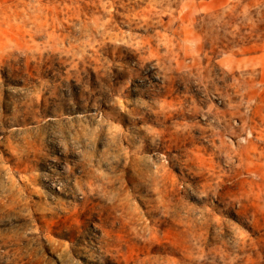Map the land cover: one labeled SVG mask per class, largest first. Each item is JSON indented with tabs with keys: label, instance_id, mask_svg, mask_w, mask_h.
Listing matches in <instances>:
<instances>
[{
	"label": "rangeland",
	"instance_id": "obj_1",
	"mask_svg": "<svg viewBox=\"0 0 264 264\" xmlns=\"http://www.w3.org/2000/svg\"><path fill=\"white\" fill-rule=\"evenodd\" d=\"M0 264H264V0H0Z\"/></svg>",
	"mask_w": 264,
	"mask_h": 264
}]
</instances>
